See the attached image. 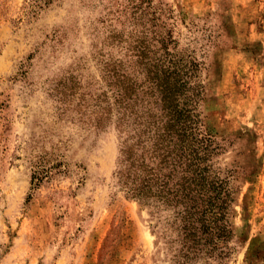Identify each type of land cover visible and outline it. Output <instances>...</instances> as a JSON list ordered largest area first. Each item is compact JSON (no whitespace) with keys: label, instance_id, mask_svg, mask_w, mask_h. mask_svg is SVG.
<instances>
[{"label":"rangeland","instance_id":"rangeland-1","mask_svg":"<svg viewBox=\"0 0 264 264\" xmlns=\"http://www.w3.org/2000/svg\"><path fill=\"white\" fill-rule=\"evenodd\" d=\"M107 64L143 91L157 67L194 87L228 237L185 264H264V0H0V264H178L171 210L115 184L114 122L79 112L113 101Z\"/></svg>","mask_w":264,"mask_h":264},{"label":"trees","instance_id":"trees-1","mask_svg":"<svg viewBox=\"0 0 264 264\" xmlns=\"http://www.w3.org/2000/svg\"><path fill=\"white\" fill-rule=\"evenodd\" d=\"M157 70L149 78L147 92L129 74L107 64L104 74L113 101L101 93L93 98L96 109L79 112L86 117L84 123L97 130L114 122L119 133L115 184L140 205L171 210L169 225L177 232L175 241L180 245L174 256L178 264H185L203 258L215 250V240L228 237L225 225L219 222L229 197L226 183L206 164L209 144L199 137L189 108L194 87L188 85L182 69ZM152 89L158 94L156 112L149 105ZM80 104L83 109L89 107L84 99ZM32 179L37 185L41 176L33 175Z\"/></svg>","mask_w":264,"mask_h":264}]
</instances>
